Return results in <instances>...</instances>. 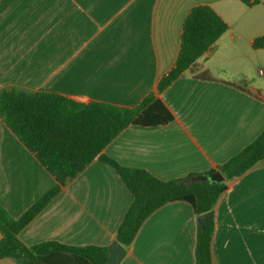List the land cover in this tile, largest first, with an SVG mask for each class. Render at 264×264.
<instances>
[{
	"label": "crops",
	"instance_id": "1",
	"mask_svg": "<svg viewBox=\"0 0 264 264\" xmlns=\"http://www.w3.org/2000/svg\"><path fill=\"white\" fill-rule=\"evenodd\" d=\"M201 4L230 29L194 71L157 95L173 120L129 127L104 154L163 181L209 173L264 130V50L251 48L264 35V0L251 7L238 0H0V90L136 106L171 68L183 20ZM54 183L0 118V205L19 218ZM131 201L116 172L96 159L18 237L26 246L108 248ZM213 217L212 264H264V158L228 183ZM197 223L188 203L160 207L120 264H194Z\"/></svg>",
	"mask_w": 264,
	"mask_h": 264
},
{
	"label": "trees",
	"instance_id": "2",
	"mask_svg": "<svg viewBox=\"0 0 264 264\" xmlns=\"http://www.w3.org/2000/svg\"><path fill=\"white\" fill-rule=\"evenodd\" d=\"M251 7L259 0H238ZM229 23L210 5L192 7L185 16L177 56L154 91L133 107L95 100L80 101L51 92H31L13 87L0 90V118L53 178V186L19 218L0 205V260L16 264H106L107 247L70 246L43 242L26 246L19 233L86 167L98 159L119 176L132 201L116 231V241L129 247L144 221L160 207L188 203L196 217L214 211L219 197L232 180L241 177L264 158V130L246 147L216 169L222 184L191 182L192 176L163 181L150 172L128 168L104 154L106 147L129 127L152 128L173 120L157 97L186 71H194L202 56L214 51ZM253 50H264V35L251 42ZM203 76V75H200ZM214 217L197 223L194 264H212L211 241Z\"/></svg>",
	"mask_w": 264,
	"mask_h": 264
},
{
	"label": "water",
	"instance_id": "3",
	"mask_svg": "<svg viewBox=\"0 0 264 264\" xmlns=\"http://www.w3.org/2000/svg\"><path fill=\"white\" fill-rule=\"evenodd\" d=\"M191 182H206L209 186L222 184L225 182V178L219 171H213L204 173L200 176L192 177ZM214 211L204 213L197 217V222H204L213 217ZM109 256L106 264H120L126 255V249L116 240L108 246Z\"/></svg>",
	"mask_w": 264,
	"mask_h": 264
},
{
	"label": "rangeland",
	"instance_id": "4",
	"mask_svg": "<svg viewBox=\"0 0 264 264\" xmlns=\"http://www.w3.org/2000/svg\"><path fill=\"white\" fill-rule=\"evenodd\" d=\"M256 32H260V33H262L261 30H258V31H256ZM258 36H262V34H261V35H258ZM261 69H262V66H261ZM231 71H232V73H233V72H234V69L232 68ZM256 72H258V70H256Z\"/></svg>",
	"mask_w": 264,
	"mask_h": 264
}]
</instances>
